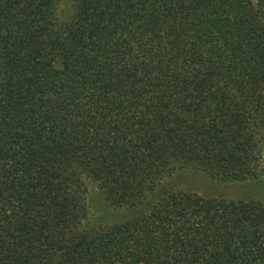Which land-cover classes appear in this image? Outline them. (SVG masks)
I'll return each mask as SVG.
<instances>
[{"label":"trees","instance_id":"trees-1","mask_svg":"<svg viewBox=\"0 0 264 264\" xmlns=\"http://www.w3.org/2000/svg\"><path fill=\"white\" fill-rule=\"evenodd\" d=\"M198 173L264 190V0H0V264H264Z\"/></svg>","mask_w":264,"mask_h":264},{"label":"rangeland","instance_id":"rangeland-1","mask_svg":"<svg viewBox=\"0 0 264 264\" xmlns=\"http://www.w3.org/2000/svg\"><path fill=\"white\" fill-rule=\"evenodd\" d=\"M178 182H181L179 189L192 190L197 192L198 195H224L236 198L238 196H245L246 193L244 192H248L249 194V191L257 195L264 194V190L252 186L250 182L219 184L201 173L192 175L188 181ZM242 188L247 189V191H241ZM86 204L88 207L89 224L93 225L111 226L120 223L133 213V207L117 208L110 206L96 185L88 186Z\"/></svg>","mask_w":264,"mask_h":264}]
</instances>
